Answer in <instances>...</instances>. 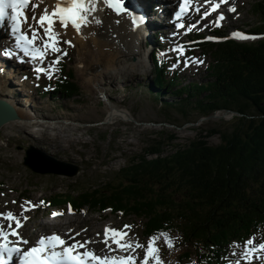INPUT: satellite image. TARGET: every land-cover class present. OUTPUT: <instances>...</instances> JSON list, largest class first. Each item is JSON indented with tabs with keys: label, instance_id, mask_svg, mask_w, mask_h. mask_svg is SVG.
<instances>
[{
	"label": "trees",
	"instance_id": "obj_1",
	"mask_svg": "<svg viewBox=\"0 0 264 264\" xmlns=\"http://www.w3.org/2000/svg\"><path fill=\"white\" fill-rule=\"evenodd\" d=\"M251 11L259 22L247 30L264 34V0H253ZM206 44L214 52L206 81L184 83L177 73L168 77L154 56L147 89L175 98L160 102L187 121L192 110L199 115L193 122L232 111L227 126L200 128L186 144H176L174 133L160 130L142 153L128 158L115 179L52 194L49 203L123 211L144 218V233L185 219L187 235L214 245L244 237L264 220V37ZM50 94L66 99L79 94L72 69L64 65ZM214 135L219 142L211 144L208 138ZM165 142L174 146L170 153H164Z\"/></svg>",
	"mask_w": 264,
	"mask_h": 264
},
{
	"label": "rangeland",
	"instance_id": "obj_2",
	"mask_svg": "<svg viewBox=\"0 0 264 264\" xmlns=\"http://www.w3.org/2000/svg\"><path fill=\"white\" fill-rule=\"evenodd\" d=\"M242 2H244L243 5ZM234 4L237 6V11L239 8L242 11V16L237 21L238 24H246V28L258 24L259 18L251 11L252 0H234ZM150 8L148 4L145 6L146 22H150V25L142 24L144 28L141 30L144 33L147 32L151 45H153V41L157 45L156 39L152 38L151 35V30L157 29V26L154 25L155 20L152 19L154 15H150L153 11ZM156 10L160 12L158 9ZM165 13H167V9L162 10V16ZM234 22L236 21L230 18L225 24ZM60 41L59 47L62 51L67 52L66 56H61L60 62H65L67 67L73 70V81L79 86V94L71 98L49 95L52 90L54 74L49 81L47 74L33 76V71L27 69L26 65L12 68L13 61L10 60L4 67L7 61L5 58L3 68H1L2 63L0 62V93H4L6 98L10 101L13 100L15 104L22 102L23 105L29 107L27 110L30 111V114L36 113L43 117L39 120L26 121V123L22 119V122H18L16 125L0 127V209L20 210L19 215H21V205H24L26 201L38 205V207L30 208L29 211L23 213H30L31 215L23 227L28 233L34 229H42L39 223L50 217L46 216V212L52 207L47 206L45 200L50 198L52 194L82 187H99L105 182L115 179L118 170L127 164L128 158L133 154L142 153L144 148L158 138L160 130H166V135L174 133L177 137L174 141L176 144H186L198 136L200 128H223L227 126L228 120L233 115L232 112L225 113V110H219L210 117H200L193 122L191 120H195L199 116L196 111H190L189 121L180 117L173 107L166 111L164 109L166 107L160 101L168 98V100L175 102L176 99L166 94L158 96L148 91L147 85L151 84L154 77L152 61L149 60V57L143 58L139 66L128 72H104L101 75L104 79L98 82L96 88L88 84L78 70L76 64L77 48L74 43L72 42L70 46L63 42L67 39H60ZM3 42H6L5 38H3ZM166 42L169 43V40L166 39ZM5 44V48H8L7 43ZM178 47L180 45H176L175 48L169 46L161 49L158 57L166 66L168 75L176 72L179 74L181 82L186 83L192 81L193 78L188 75L189 73L206 70L205 67L212 59L210 53L213 52V49L210 52L207 48H204V52L195 49L193 55L191 53L187 55L183 51L184 57L182 58V55L176 51ZM150 48L151 46L148 47V50L147 47L142 48L145 50L146 56ZM178 55L179 58L176 57ZM192 58L204 62L194 63ZM185 61H188L187 67H185ZM57 71L58 68L55 65L53 72L56 74ZM206 77V71L195 75V79L201 82L206 81ZM99 88H101L102 93L99 92ZM31 98L32 101H30ZM107 98L113 104L126 107L132 115V120L104 122V104L107 103ZM11 106L14 108L13 105ZM171 121L176 124L170 123ZM208 141L211 144H216L219 142V137L217 135L211 136ZM165 143L164 153H170L174 150V146ZM27 149H32L35 156L39 157L41 161L47 162V167L51 165L64 171L76 167L77 171L71 176L63 173L34 172L27 165L33 162L32 159L28 158L27 161L25 159ZM41 201L44 203L41 204ZM57 209L55 208V212L63 213V215L56 216L54 221H64L65 224L60 226L61 229H65L68 225H72L74 229L86 225L87 228L84 231L87 233L93 231L92 234L94 235L104 225H111L117 229H124V225H130L131 229H124L128 232V241L134 240L135 243L138 242L146 247L150 238L143 235L142 228L145 220L138 216L121 212L114 214L113 211L109 210L95 212L84 209V207L71 212ZM67 217L69 221L66 223L65 218ZM156 237L158 238L156 247L162 254H168L169 245L164 242L161 234L156 235ZM254 238L264 239V226H261L254 234ZM241 249L244 251V248ZM143 251L144 248L135 249L140 261L143 259ZM234 252L230 251L228 255H232ZM254 255L256 256V253ZM261 256H264L263 252ZM240 261L242 264L245 263L244 259ZM251 263L264 264V261L255 259Z\"/></svg>",
	"mask_w": 264,
	"mask_h": 264
},
{
	"label": "snow or ice",
	"instance_id": "obj_3",
	"mask_svg": "<svg viewBox=\"0 0 264 264\" xmlns=\"http://www.w3.org/2000/svg\"><path fill=\"white\" fill-rule=\"evenodd\" d=\"M205 4H208L210 0H203ZM98 3H102L108 9L114 11L117 15L126 14L131 17V23L134 27L138 26L142 22L141 17L132 15L125 6L124 0H56L54 6L49 10L45 8L43 13L37 18L33 13L32 19L35 20L36 25L28 23V17L25 14V10L29 8L35 9L38 5L31 3V0H0V23H4L7 18L11 22V36L14 39V46L26 57H30L32 60L43 61L47 52L58 53L53 60L50 68L54 69V66L59 63L61 56H66L67 52L62 51L59 47L60 44V32L56 30V25L67 30L69 27L73 28L78 34L81 32L82 26H86L91 21L89 17L92 16L95 23L99 24L101 21L97 19L93 14L98 9ZM227 0H219V2H211L210 8L203 13V17L209 16L220 8L222 4H226ZM193 4V0H180L179 10L175 13L177 20H179L185 13L190 10ZM10 10V11H9ZM199 11V8L196 9ZM229 11L235 12L234 7L229 8ZM224 19L223 13L216 17L215 23L219 26L220 21ZM23 25L27 26L28 31L23 30ZM179 28H183V24L176 25ZM195 27V25H192ZM41 30L43 35H41ZM191 30V29H189ZM30 32V35H29ZM233 37L238 39H254L243 32L234 31L231 33ZM207 39H213V37H207ZM40 42L39 44L37 42ZM71 46L70 40L63 41ZM181 55H183V48L176 49ZM0 53L5 57L14 56L15 52L8 50L7 48H0ZM194 63H203V60L192 58ZM188 61H185V67H187ZM175 67V65H173ZM37 73H44L46 71L43 67H36ZM49 77H51V71H48ZM15 203V201H13ZM41 204L44 202L41 201ZM38 207L30 201H26L24 205H21L22 213L17 216L12 211L0 212V221H6L4 226L0 224V264H9L13 260L14 254H18L19 264H137L136 257L128 255H112V256H99L93 251L87 250L86 245L89 241H74L68 243L60 235L52 233L51 235H41L31 246L26 249H22L20 245H29L30 242L24 239L19 232V229L23 227V222L28 219L24 212L30 210V208ZM72 209L69 208V212ZM63 215V213L53 212L52 216L56 217ZM22 217V218H21ZM130 225H124V229H130ZM124 229H116L105 227L104 229V244L109 248V251H115L111 248L109 241L116 245V248L122 251H135L137 248H144L143 259L140 264H163L159 253V248L156 247V236L150 237L147 241L146 247L136 242L133 245L132 241H127L126 237L128 232ZM79 235V233H77ZM164 242L171 247V241L167 233H161ZM16 238L15 240L10 238ZM244 251L240 253L242 259L251 262L256 260H264V256H255L257 252H264V242L256 243L253 239H248L243 245ZM60 249V250H57ZM79 249H85L79 251ZM235 254V253H234ZM234 264H241L240 260H236Z\"/></svg>",
	"mask_w": 264,
	"mask_h": 264
},
{
	"label": "bare ground",
	"instance_id": "obj_4",
	"mask_svg": "<svg viewBox=\"0 0 264 264\" xmlns=\"http://www.w3.org/2000/svg\"><path fill=\"white\" fill-rule=\"evenodd\" d=\"M134 1L142 4L141 5V12L145 13V11H146L145 6L148 4L147 1L146 0H134ZM37 2H39V9L38 10H32V11L33 12L39 11L38 12L39 15L43 13L45 8H48L49 10H51V8L56 3L55 0H37ZM143 3H144V5H143ZM171 8L172 7L170 6L168 8V10H171ZM98 9L99 10L96 13H94L93 15L97 19H99L101 21V23H99V24L95 23L92 16H90L89 20L91 22L88 23L86 26H82L81 32L79 34H75L74 30L71 27H69L67 30H64V29L59 27V24L56 25V30L60 32V39L70 40L76 46V48H77V56H76L77 62H76V64H77L78 70L84 76V80L88 84H90L96 88H97L98 82L104 79V77L101 76L102 74H104V72H106V71H112V72L126 71V72H128L129 70H133L136 66H139L141 64L143 58H148L150 56V52L148 51L147 57H144L145 50H142V48L147 47V50H148V47L152 46L150 44V39H149L147 32L146 33H144L143 31L141 32L137 28V26L134 27L132 25V23L130 22L129 16H127L126 14L117 15L114 11H112L111 9H108L102 3H98ZM152 10H153V8H152ZM161 12L162 11L157 12V15L162 16ZM142 24L150 25V22L140 23L139 27H141V29L144 28ZM1 33L4 35V37L7 36V31L3 27H0V34ZM5 40H6V38H5ZM99 92L102 93L101 88H99ZM0 98L6 100L10 105H13L14 110L16 111L17 116H18L17 119H15L13 121H9V122L5 123L4 125H16L18 122L23 121L24 123H26V121H30L33 119L39 120V119L43 118L42 116H38L36 113L30 114V111L27 110V108H29V107L23 105L22 102H17L15 104L13 102V100L10 101V99L6 98L4 93H0ZM32 100L33 99L31 98L30 101H32ZM32 107H34V105H32ZM32 107H30V108H32ZM104 108H105V115H104L103 121L106 123L114 122L116 120H132V117H131L132 115L126 107H124L123 105L113 104L109 98H107V103L105 102ZM24 123H23V125H24ZM23 125H21V126L23 127ZM3 197H4V195H3ZM1 204H2V202H1ZM18 205H20V204H18ZM4 208H5V206H4ZM56 218L57 217H55V219ZM84 219H82V220H84ZM65 221L67 223L69 221V218L68 217L65 218ZM57 222H59V221L57 220ZM33 223H35V222H33ZM39 224L42 225L43 222H40ZM92 225H94V224H92ZM54 227H56V225L51 226V228H54ZM62 229H64V228H62ZM19 232L21 233V235L24 234L26 239L29 240L27 237L29 233L26 230L21 229ZM33 232H36V234H38L39 230L34 229ZM46 233H50L49 229L48 230L46 229ZM92 233H93V231H91V234ZM129 236H131V235H129ZM131 237H133V236H131ZM30 241H31V239L29 240V242ZM133 243H135V242H133ZM257 263H259V262H257Z\"/></svg>",
	"mask_w": 264,
	"mask_h": 264
},
{
	"label": "water",
	"instance_id": "obj_5",
	"mask_svg": "<svg viewBox=\"0 0 264 264\" xmlns=\"http://www.w3.org/2000/svg\"><path fill=\"white\" fill-rule=\"evenodd\" d=\"M226 112H232L229 110H225ZM214 115V114H213ZM212 116V115H211ZM210 117V116H209ZM17 119V114L14 110V108L5 100L0 98V127L3 126L5 123L9 122V121H13ZM34 151L32 149H27L26 150V161L28 158L32 159V163H26L32 171L34 172H38V173H63L66 174L68 176L74 175L77 171V168L74 167L72 170L69 171H64L58 168H54L51 165H49L48 167L46 166L47 162L41 161L39 159V157L34 155Z\"/></svg>",
	"mask_w": 264,
	"mask_h": 264
}]
</instances>
